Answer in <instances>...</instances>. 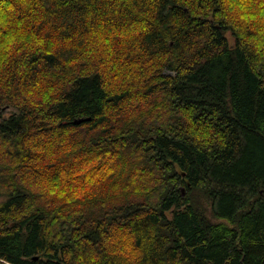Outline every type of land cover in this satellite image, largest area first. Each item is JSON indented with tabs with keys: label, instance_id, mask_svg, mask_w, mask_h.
Returning <instances> with one entry per match:
<instances>
[{
	"label": "trees",
	"instance_id": "16d2710c",
	"mask_svg": "<svg viewBox=\"0 0 264 264\" xmlns=\"http://www.w3.org/2000/svg\"><path fill=\"white\" fill-rule=\"evenodd\" d=\"M0 264H264V0H0Z\"/></svg>",
	"mask_w": 264,
	"mask_h": 264
},
{
	"label": "water",
	"instance_id": "95a60500",
	"mask_svg": "<svg viewBox=\"0 0 264 264\" xmlns=\"http://www.w3.org/2000/svg\"><path fill=\"white\" fill-rule=\"evenodd\" d=\"M90 118H82V119H78V120H75V123H80L82 121H85V120H88Z\"/></svg>",
	"mask_w": 264,
	"mask_h": 264
},
{
	"label": "rangeland",
	"instance_id": "374dc122",
	"mask_svg": "<svg viewBox=\"0 0 264 264\" xmlns=\"http://www.w3.org/2000/svg\"><path fill=\"white\" fill-rule=\"evenodd\" d=\"M5 110H6V111H8V110H10V108H9V107H7V108H5Z\"/></svg>",
	"mask_w": 264,
	"mask_h": 264
}]
</instances>
